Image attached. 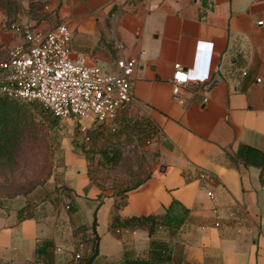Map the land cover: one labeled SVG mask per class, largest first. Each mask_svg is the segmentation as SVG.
I'll return each mask as SVG.
<instances>
[{"label": "crops", "instance_id": "crops-1", "mask_svg": "<svg viewBox=\"0 0 264 264\" xmlns=\"http://www.w3.org/2000/svg\"><path fill=\"white\" fill-rule=\"evenodd\" d=\"M49 9L71 31L73 59L114 73L118 58H136L132 99L110 125L149 121L153 160L139 185L102 192L86 154L66 149L56 176L1 203L0 264H75V231L91 235L94 212L92 264L145 255L146 229L109 226L118 197L121 219L157 216L153 238L184 262L264 264V167L246 159L247 147L264 153V0H51ZM16 18L0 7V59L24 41L9 29ZM174 63L189 77L176 96ZM82 247L89 255L93 242Z\"/></svg>", "mask_w": 264, "mask_h": 264}, {"label": "built area", "instance_id": "built-area-1", "mask_svg": "<svg viewBox=\"0 0 264 264\" xmlns=\"http://www.w3.org/2000/svg\"><path fill=\"white\" fill-rule=\"evenodd\" d=\"M10 29L24 41L14 46L6 59H0V95L38 102L58 119L78 123L85 140L91 126L117 121L132 99L136 58L120 57L116 72L106 73L81 57H71V31L66 23L43 30L26 19L13 22ZM255 80L260 82L261 77ZM188 82L187 69L174 63L173 95L180 94ZM208 195H212L210 191ZM80 254L76 252L74 258Z\"/></svg>", "mask_w": 264, "mask_h": 264}, {"label": "trees", "instance_id": "trees-1", "mask_svg": "<svg viewBox=\"0 0 264 264\" xmlns=\"http://www.w3.org/2000/svg\"><path fill=\"white\" fill-rule=\"evenodd\" d=\"M17 0H0L2 7L8 14L16 11ZM37 25V22L36 24ZM137 128L151 138L154 128L149 121L134 119ZM58 123V118L53 113L35 101H22L7 98L0 95V206L3 199L25 195L39 186L50 175V170L44 173V169L36 168V159L28 164L24 160L27 153L47 154L49 151V139L51 129ZM246 159L259 163L264 167V153L246 148ZM44 168V167H43ZM126 188L125 191L139 185ZM121 204V203H120ZM114 204V210L110 216L109 226L117 228H144L150 236L145 255L133 258H124L119 263L108 264H189L184 262L181 256L175 253L172 247L164 240L153 238L155 226L161 221L155 215L131 216L120 218L116 209L120 205ZM96 212L93 213L91 223L92 234H84V225L77 227L75 235L81 238L77 246L84 242H93V250L89 255L80 254L75 264H92L97 254V234L95 231ZM77 252V251H76ZM75 252V253H76Z\"/></svg>", "mask_w": 264, "mask_h": 264}, {"label": "rangeland", "instance_id": "rangeland-1", "mask_svg": "<svg viewBox=\"0 0 264 264\" xmlns=\"http://www.w3.org/2000/svg\"><path fill=\"white\" fill-rule=\"evenodd\" d=\"M17 1V9L13 12L17 18L10 21L9 29L13 21L26 19L35 24H43L46 30L59 24L54 10L49 9L51 0ZM134 121L133 118L122 116L116 125L91 128L87 133L89 139L85 140L78 123L58 119L57 125L51 129L47 154L27 153L24 160L31 164L36 159L37 166L34 169L42 168L44 173L50 170V175L40 184L43 185L63 167L66 149L80 151L86 154L91 178L100 186L102 192L122 194L126 188L134 186L148 174L153 160L152 141L135 126ZM122 201V197H118L116 203L120 204ZM80 239L78 237L77 240ZM79 248L82 252L83 247Z\"/></svg>", "mask_w": 264, "mask_h": 264}]
</instances>
